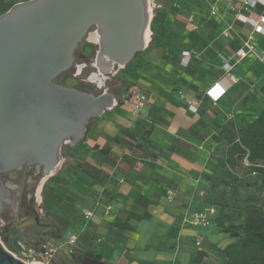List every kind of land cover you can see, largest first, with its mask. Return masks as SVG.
Listing matches in <instances>:
<instances>
[{"label":"crops","instance_id":"0c3cea01","mask_svg":"<svg viewBox=\"0 0 264 264\" xmlns=\"http://www.w3.org/2000/svg\"><path fill=\"white\" fill-rule=\"evenodd\" d=\"M25 1L2 0L0 9ZM166 11L173 60L167 62L163 49L152 46L132 60L125 72L134 73L136 80L124 73L132 90L114 94L117 104L93 120L84 140L70 147L72 166L65 168L64 158L57 168L52 197L58 214L84 229V242L81 247L79 241L76 252L93 251L107 264H192L198 252L205 254L199 264H220L222 250L233 242L220 227L246 221V196L237 204L233 185L212 187L210 180L222 171L234 173L225 162L223 126L233 122L246 128L264 112V35L237 20L239 15L258 20L264 8L245 10L243 0H172ZM250 36L255 53L237 61L235 53ZM186 53L189 65L183 67ZM220 56L234 67L237 82L214 102L208 91L227 76ZM144 70L150 71L148 77L141 75ZM134 85L148 97L140 114L133 106L126 108L132 105ZM190 105L197 111L191 112ZM146 130L151 131L149 143L143 139ZM126 133L135 136L145 152L111 141L126 138ZM83 142V148H77ZM66 204L78 207V223L65 213ZM208 207L215 208L211 226L185 222ZM85 212L92 214L88 222ZM145 212L149 220L129 219ZM64 233L52 229L43 240H60Z\"/></svg>","mask_w":264,"mask_h":264},{"label":"water","instance_id":"95a60500","mask_svg":"<svg viewBox=\"0 0 264 264\" xmlns=\"http://www.w3.org/2000/svg\"><path fill=\"white\" fill-rule=\"evenodd\" d=\"M149 0H27L0 15V174L25 165L54 173L63 145L77 146L91 122L117 104L56 82L73 66L92 28L94 67L106 77L124 69L148 44ZM152 40V39H151ZM150 40V41H151ZM11 188L0 180V218ZM13 245L21 249V230ZM0 264H27L0 241Z\"/></svg>","mask_w":264,"mask_h":264},{"label":"rangeland","instance_id":"374dc122","mask_svg":"<svg viewBox=\"0 0 264 264\" xmlns=\"http://www.w3.org/2000/svg\"><path fill=\"white\" fill-rule=\"evenodd\" d=\"M149 2L152 24L155 14L169 7L170 4L169 0H149ZM150 33L152 39V32ZM94 35L95 30L91 29L76 50L73 66L68 72L57 78V83L94 95H101L104 92H110L116 95L129 93L132 88L129 87V82L125 80L124 73L129 76L130 80H136L134 73L125 72L128 67L132 66V62H130L124 69L116 70L111 75L106 77L100 76L94 67L96 52L98 50ZM151 39L149 36V40ZM148 47H151V41L149 42ZM144 55L145 52L139 54V56ZM138 75L136 76L139 77ZM141 75L144 78L148 77L150 71L144 70ZM143 82L145 81L143 80ZM133 87L136 86L134 85ZM140 89L141 91L146 90V86L140 85ZM134 90L138 91L137 87ZM126 108L127 110L131 109V103H127ZM84 145L85 143L83 142L77 148L82 149ZM73 154L74 152L71 150L70 146L63 145L60 156L61 163L64 158L67 159L65 168L72 166V160L74 158ZM248 167L249 163L246 160H242L241 165L233 169V172L242 179L244 184L249 183V181L254 178V176L248 171ZM59 170L60 168L54 173H51V175L45 179L42 178V175L35 176L32 173L22 174L21 171L13 173V175L18 176V181L14 183L17 188L11 191V201L15 205V208L11 209V207H6L1 219L5 224L0 225V241L8 251L16 253L12 247L13 239L17 236V233L12 226L13 221L17 222V225L22 232L19 241L25 245H34L37 242H40L50 230L55 229L58 232L78 233L79 241L81 242L80 246L82 247V243L84 242V229H79L76 227L75 223L67 221V219L64 218V215L58 214V204H54L55 200L52 195L53 190H55L57 185L55 179L60 172ZM42 180H44V182L39 186ZM252 191V188L244 190L239 183H236L231 187V193L234 195L233 197H235L237 204H240L243 201L247 192ZM61 202L62 200L60 203ZM64 208L65 213L70 214V217L73 218V222L78 223L80 220V215L77 212L78 207H74L72 204H66ZM5 229L8 230V233L4 231ZM69 258L70 257L67 255H62L58 257L54 263L61 259L69 261ZM76 263L95 264L82 259H79Z\"/></svg>","mask_w":264,"mask_h":264},{"label":"trees","instance_id":"16d2710c","mask_svg":"<svg viewBox=\"0 0 264 264\" xmlns=\"http://www.w3.org/2000/svg\"><path fill=\"white\" fill-rule=\"evenodd\" d=\"M171 1L169 0V4ZM11 7L12 5L4 10L0 9V15ZM166 16V9L155 14L151 24L153 35L151 46L163 49L164 59L171 62L173 59L170 54L174 51L169 43L171 39L169 29L165 26ZM138 56L139 54L136 57ZM131 67H128L127 70H130ZM261 93L264 101V87L261 89ZM150 133V130L144 132L143 139L147 141L146 143H149ZM221 136L227 145L226 165L233 170L241 165L242 160H246L249 163L248 171L254 178L244 184L242 179L231 171H222V174L210 180L212 187L218 185L231 187L239 183L245 190L249 188L253 190L246 193L242 206L246 213V221L242 224L231 223L220 227V232L226 234L233 241L222 250L220 264H264V112L246 128L239 129L233 122H228L223 126ZM111 141L130 151L145 152L146 150L145 146L141 145L138 139L129 133H126L124 139L117 136ZM220 168H225V165H221ZM146 202L148 205L152 204L149 200ZM150 218L151 216L147 212L142 215L129 216V219L137 221ZM204 257V253L198 252L191 263L199 264ZM79 259L95 264H107L99 254L87 249L71 254L69 261L61 259L53 264H77Z\"/></svg>","mask_w":264,"mask_h":264},{"label":"built area","instance_id":"2783aa9c","mask_svg":"<svg viewBox=\"0 0 264 264\" xmlns=\"http://www.w3.org/2000/svg\"><path fill=\"white\" fill-rule=\"evenodd\" d=\"M258 6L264 8V0H243V7L245 10H254ZM212 14L216 15V10L212 7ZM237 20L249 24L253 28L254 34L264 35V16H260L258 20H253L244 15H239ZM253 36L248 37L243 41L242 47L237 50L235 57L237 61L247 57L250 53H255L256 47L251 44ZM224 61L223 70L227 73V76L218 80L208 91V96L216 102L220 96H222L229 88L237 82L236 76L233 74L234 67L223 56H220ZM190 56L188 53L184 54L181 60V65L187 67L189 65ZM133 111L136 114H140L144 111L148 104V97L145 93L133 90L130 94ZM189 110L196 112L197 110L190 105ZM171 194V193H170ZM215 214V208L208 207L202 211L191 214L185 222L192 227L207 228L212 224V218ZM92 214L90 212L84 213L86 222L90 221ZM21 249L16 248V253L13 256L22 260L27 264H53L54 261L62 256L76 252V248L79 243V234L74 232H65L60 240H41L34 245H25L21 241L18 242ZM200 245V242H197ZM10 252V251H9Z\"/></svg>","mask_w":264,"mask_h":264},{"label":"flooded vegetation","instance_id":"af4514ba","mask_svg":"<svg viewBox=\"0 0 264 264\" xmlns=\"http://www.w3.org/2000/svg\"><path fill=\"white\" fill-rule=\"evenodd\" d=\"M92 29L95 30V28H92ZM56 82H57V79H56ZM58 84H59V83H58ZM20 171L22 172V174L32 173V174H34L35 176L42 175V176H43V177H42L43 179H45L46 177H48L49 175H51V174H46V173L44 172V168H43V167H37V166H29V165H25ZM0 180L3 182V184H8V185H10V187H11V191H13V190H15V189L17 188V186L14 185V183L18 181V176H16V175H10L9 173H7V174H0ZM43 182H44V180L41 181V183L39 184V186H40ZM39 186H38V188H39ZM11 203H12V201H11V196H10L9 202H6V201H5V202L3 203V211H2V213H1L0 225L5 224V223H3V222L1 221V219H2V214L4 213L6 207H11V209H14V208H15V205H14L13 203H12V204H11ZM12 226H13V228H14V230L16 231L17 236H18L19 234H18V232H17L16 227L19 228V226L17 225V222H16V221H13ZM4 231H5L6 233H8V230H7V229H5ZM21 235H22V232H21ZM17 236H16V237H17ZM12 247H13L14 250H16V247H15L14 245H12Z\"/></svg>","mask_w":264,"mask_h":264},{"label":"bare ground","instance_id":"6f19581e","mask_svg":"<svg viewBox=\"0 0 264 264\" xmlns=\"http://www.w3.org/2000/svg\"><path fill=\"white\" fill-rule=\"evenodd\" d=\"M149 36H150V39H151V33L149 31L146 32V35H145V40L147 42V44H149L150 40H149ZM60 166V165H59ZM10 186V185H9ZM11 188V187H10Z\"/></svg>","mask_w":264,"mask_h":264}]
</instances>
